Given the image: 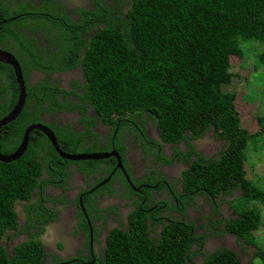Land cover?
Listing matches in <instances>:
<instances>
[{"label":"trees","instance_id":"obj_1","mask_svg":"<svg viewBox=\"0 0 264 264\" xmlns=\"http://www.w3.org/2000/svg\"><path fill=\"white\" fill-rule=\"evenodd\" d=\"M115 2L103 8L105 0H93L92 11L80 9V21H91L93 25L85 37L77 34L82 47L77 60L66 65L69 69L79 64L84 73L85 82L79 84L76 80L75 84L84 89L97 112L110 123L123 117L142 118L143 133L147 135L150 124L166 142L187 140V131L198 135L208 130L222 140L217 159L196 151L197 159L192 160L175 148V155L182 157L188 167L181 172V189L174 191L177 202L171 207L183 216L186 203H193L195 194L210 193L214 198L219 192L230 195L233 188H238L242 194L233 199L231 206L241 208V212L228 219L226 227L241 239L245 237V242L253 245L252 256L264 263V248H256L251 235L261 215L257 209L244 206L256 199L264 202V192L253 185L244 168V150L249 141L264 136V121L255 115L257 129H244L239 104L249 103L221 88L239 73L230 71V56L242 58V41L253 40L261 48L258 61L264 65V0H124L126 9ZM21 16L16 24L30 29L35 25L34 16ZM70 50L65 49L67 56ZM147 118L152 122L147 120L146 127ZM33 145L31 141L30 149ZM153 145L157 159L164 164L172 162L158 142L153 141ZM27 154V159L0 161V264H60L57 256L51 262L46 260L38 235L49 220L39 219L33 211L28 215L29 223L37 232L14 246H9L11 241L5 237L18 227L14 202L30 199L31 191L39 184L42 162L29 151ZM162 186L160 183L156 190ZM147 191L145 188V195ZM141 212L137 209L132 213L128 229L114 228L109 233L102 259L80 256L79 261L64 264L249 262L242 263L237 252L229 248H219L199 260L203 244L201 235L195 234L194 222L176 218L164 226L159 236L151 237L149 217ZM221 219L211 223L218 224Z\"/></svg>","mask_w":264,"mask_h":264},{"label":"flooded vegetation","instance_id":"obj_2","mask_svg":"<svg viewBox=\"0 0 264 264\" xmlns=\"http://www.w3.org/2000/svg\"><path fill=\"white\" fill-rule=\"evenodd\" d=\"M123 1L117 0V3L126 9ZM109 2L116 4L115 0H105L102 7ZM80 9L92 11L93 0H0V52L17 60L25 88L24 103L18 115L0 125V154L15 152L27 127L34 124L48 127L58 147H54L43 130L34 128L29 132L25 150L16 158L27 159L29 151L42 162L43 168L30 199L14 202L18 227L5 236L11 241L9 246L28 240L37 232L29 223L28 215L33 211L39 219L49 220L38 235L48 262L56 256L60 264L79 261L80 256L100 260L105 256L109 233L114 228L128 229L130 217L138 209L149 217L151 237L159 236L164 226L176 218L192 221L195 234L201 235L203 244L199 260L219 248H229L245 263L253 245L243 242L231 233V227H226L228 219L238 217L231 206L233 199L240 196L236 193L238 188H233L230 195L219 192L214 198L210 193L195 194L193 203H186L183 216L171 207L177 202L174 191L181 189L178 173L188 167L182 157L176 156L175 148L187 153L182 156L189 155L192 160L197 159L196 151L217 159L223 141H218L208 130L198 135L187 131V140L166 142L157 129L148 126L147 120L151 123L152 119H145L143 125L149 127L148 136L140 125L142 118L123 117L112 123L104 119L88 100L84 89L75 84L76 80L79 84L85 82L80 65L66 68L77 60L79 47H82L77 34L85 37L93 25L91 21L88 24L80 21L83 15ZM21 15L34 16L35 25L30 29L16 24ZM70 48L67 56L65 49ZM83 52L80 49V53ZM19 93L13 66L0 61V120L12 110ZM31 141L34 145L30 149ZM153 141L159 143L171 163L164 164L156 158ZM62 153L107 156L71 160ZM160 183L163 186L157 191ZM145 188L150 198L145 195ZM32 201L41 204L38 206ZM217 219L221 222L211 223Z\"/></svg>","mask_w":264,"mask_h":264},{"label":"rangeland","instance_id":"obj_3","mask_svg":"<svg viewBox=\"0 0 264 264\" xmlns=\"http://www.w3.org/2000/svg\"><path fill=\"white\" fill-rule=\"evenodd\" d=\"M239 47L242 49V58L237 55L230 56V71L239 73L232 76L230 83H222L221 88L224 91L237 93L238 99L249 103V105L239 104V107L242 106L240 125L246 130H255L257 124L253 116L260 115L264 121V65L258 61V53L261 48L253 40L242 41ZM247 68H250V72L247 71ZM241 75L244 76L241 77ZM241 94H243V98ZM218 141L221 142L220 139ZM244 151L246 155L245 172L252 180L253 185L264 192V136H258L249 141ZM178 175L181 176V172ZM236 193H239L240 196L242 194L239 190ZM244 206L257 209L261 215L260 224L251 231V235L256 248L262 249L264 248V202L256 199ZM236 211L237 213L241 212V208H237ZM244 239L241 240L245 242ZM246 255L248 257L245 259V263L249 261L248 264H264L258 256H252V252Z\"/></svg>","mask_w":264,"mask_h":264},{"label":"water","instance_id":"obj_4","mask_svg":"<svg viewBox=\"0 0 264 264\" xmlns=\"http://www.w3.org/2000/svg\"><path fill=\"white\" fill-rule=\"evenodd\" d=\"M0 61L7 62L13 66L15 73H16L17 82H18L19 88H20V93H19L17 102L15 103L12 110L5 117H3L0 120V125H1V124H5V123L13 120L18 115L20 110L22 109V106L24 103V97H25V91H24L25 88H24V80L22 78L20 66H19L17 60L14 58V56H12L8 53L0 52ZM34 128L43 130L46 133V135L49 137V139L51 140L54 147L56 149H58L53 132L46 126H42L40 124H34V125L28 126L27 129L25 130L23 140H22V143L19 146V148L15 152H13L12 154H8V155L0 154V161L9 162V161L16 159L18 156H20V154L25 150L26 145L28 143L29 132ZM62 155L64 158L71 159V160H85V159L90 160V159H98V158H102V157L107 156V154H100V153H97V154L96 153H93V154H88V153H85V154L62 153Z\"/></svg>","mask_w":264,"mask_h":264},{"label":"crops","instance_id":"obj_5","mask_svg":"<svg viewBox=\"0 0 264 264\" xmlns=\"http://www.w3.org/2000/svg\"><path fill=\"white\" fill-rule=\"evenodd\" d=\"M257 129V128H256ZM252 131H254V130H252Z\"/></svg>","mask_w":264,"mask_h":264}]
</instances>
